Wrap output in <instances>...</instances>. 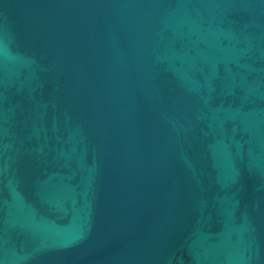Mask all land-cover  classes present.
Segmentation results:
<instances>
[{
  "label": "water",
  "instance_id": "95a60500",
  "mask_svg": "<svg viewBox=\"0 0 264 264\" xmlns=\"http://www.w3.org/2000/svg\"><path fill=\"white\" fill-rule=\"evenodd\" d=\"M0 264H264V0H0Z\"/></svg>",
  "mask_w": 264,
  "mask_h": 264
}]
</instances>
